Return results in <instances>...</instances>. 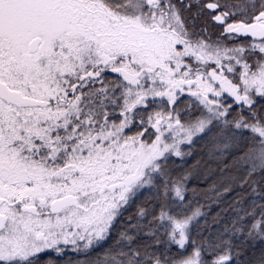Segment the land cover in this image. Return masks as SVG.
Returning <instances> with one entry per match:
<instances>
[{"label": "snow or ice", "instance_id": "1", "mask_svg": "<svg viewBox=\"0 0 264 264\" xmlns=\"http://www.w3.org/2000/svg\"><path fill=\"white\" fill-rule=\"evenodd\" d=\"M0 264H264V0H0Z\"/></svg>", "mask_w": 264, "mask_h": 264}, {"label": "trees", "instance_id": "2", "mask_svg": "<svg viewBox=\"0 0 264 264\" xmlns=\"http://www.w3.org/2000/svg\"><path fill=\"white\" fill-rule=\"evenodd\" d=\"M210 182V181H209ZM190 186L198 187V188H203L207 186L206 182H203L202 180H193L191 181Z\"/></svg>", "mask_w": 264, "mask_h": 264}]
</instances>
